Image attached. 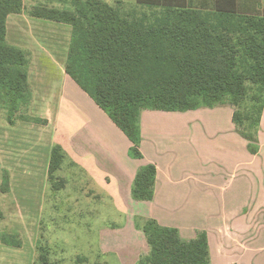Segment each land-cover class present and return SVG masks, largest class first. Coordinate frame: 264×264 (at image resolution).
I'll use <instances>...</instances> for the list:
<instances>
[{"label":"trees","instance_id":"trees-1","mask_svg":"<svg viewBox=\"0 0 264 264\" xmlns=\"http://www.w3.org/2000/svg\"><path fill=\"white\" fill-rule=\"evenodd\" d=\"M137 1L161 7V12L138 16L92 2V22L81 26L85 33L73 41L66 65L67 73L128 135L131 153L143 157V110L239 107L250 86L255 87L253 101L260 103L257 128L264 109V16L239 12L237 0H215L211 7L209 0L200 6L194 0ZM23 8V0H0V103L15 110L28 96V63L23 50L7 43V20ZM70 17L77 20L75 14ZM240 119L234 111L237 125ZM52 157L65 158L60 144ZM156 174L154 164L140 168L133 187L136 200L153 199ZM139 225L150 247L145 264H211L206 232L187 241L178 229L155 219Z\"/></svg>","mask_w":264,"mask_h":264},{"label":"crops","instance_id":"crops-1","mask_svg":"<svg viewBox=\"0 0 264 264\" xmlns=\"http://www.w3.org/2000/svg\"><path fill=\"white\" fill-rule=\"evenodd\" d=\"M202 1L206 0L194 3L200 6ZM251 6L259 10H249ZM247 8L239 12L264 16V2L248 1ZM132 11L128 12L135 14ZM60 80L62 97L53 107L51 122L65 162L82 177L85 213L92 214V201L104 199L121 216L104 219L95 239L90 233L93 226L86 225L95 253L118 257L132 252L133 245L139 255L138 249L148 245L139 220L155 219L178 229L187 241L206 232L211 264H264V109L255 142L239 133L229 104L187 111L145 110L140 116L143 157L138 158L131 153L128 135L88 93L69 74ZM189 113L190 118L185 117ZM193 123L203 132L209 128L206 136L211 141L202 147L192 131L182 130ZM181 143L190 149L185 152ZM203 162H210L211 168L206 170ZM147 164L157 168L153 199L136 200L135 179ZM149 252L150 248L146 255ZM136 259L131 264L140 260Z\"/></svg>","mask_w":264,"mask_h":264},{"label":"rangeland","instance_id":"rangeland-1","mask_svg":"<svg viewBox=\"0 0 264 264\" xmlns=\"http://www.w3.org/2000/svg\"><path fill=\"white\" fill-rule=\"evenodd\" d=\"M248 1L264 2L239 0V9H248ZM92 2H107L141 16L161 12V7L152 8L137 0H23V11L8 17L7 43L26 55L29 92L16 110L0 103V264H131L135 257L142 260L138 264L146 263L150 248L146 243L138 249L139 255L134 254L138 247L130 245L132 252L118 255L119 262L117 256L95 253L97 248L88 244L86 225L93 226L90 233L95 239L104 219L121 216L114 213L110 200L104 199L91 202L90 212L95 218L86 215L80 196L81 175L65 158L52 157L57 143L51 118L62 97L60 79L68 75L66 65L73 41L85 33L81 26L92 22ZM255 9L259 10L252 6L249 10ZM70 14L77 20H71ZM249 88V95L233 110L241 113L239 125L235 123L239 133L253 136L251 141L255 142L260 103L253 101L255 87ZM182 130L192 131L197 141L201 140V147L211 141L206 136L210 135L209 128L203 132L197 123ZM181 146L185 152L190 149L184 143ZM210 165L202 163L206 170ZM95 193L100 196L99 191Z\"/></svg>","mask_w":264,"mask_h":264}]
</instances>
